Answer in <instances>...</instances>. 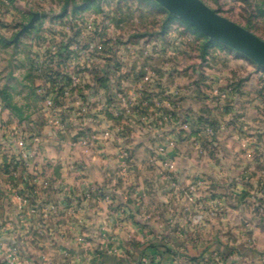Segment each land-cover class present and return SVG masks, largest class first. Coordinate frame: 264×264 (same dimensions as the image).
Returning a JSON list of instances; mask_svg holds the SVG:
<instances>
[{
    "label": "rangeland",
    "instance_id": "374dc122",
    "mask_svg": "<svg viewBox=\"0 0 264 264\" xmlns=\"http://www.w3.org/2000/svg\"><path fill=\"white\" fill-rule=\"evenodd\" d=\"M8 1L16 17L2 13L0 0V30H14L0 34V107L18 128L26 122L35 125L33 131L25 128L23 138L48 140L47 150L40 151L46 160L48 152L72 154L76 146L88 144L85 113L92 107L84 84L77 80L80 88L74 93V79L70 83L61 77L57 90L62 93L52 94L49 88L40 93L35 74L46 72L36 67L35 44L58 42L64 48L51 57L80 66L88 55L105 60L109 92L118 96L116 100L115 94L109 95L110 111H117L118 102L126 115H132L129 107L134 116L149 108L161 110L164 104L169 109L151 123L162 139L152 161L162 176L171 178L177 163L161 148L170 142L175 150L187 141L196 145L194 158L200 161L183 166L194 171L189 185L170 179L174 189L169 202L177 218L164 233L183 235L190 246L211 254L202 255L200 263L227 264L234 257L246 260L251 253L264 262V65L158 0ZM200 1L264 44V0ZM35 13L41 14L40 20L15 43ZM31 32L35 36L25 39ZM61 74L67 78V72ZM164 121L171 125L168 132ZM0 131L1 144L9 130L0 126ZM166 158L172 160L171 168L165 166ZM19 197L30 202V195ZM35 210L31 214L40 213Z\"/></svg>",
    "mask_w": 264,
    "mask_h": 264
},
{
    "label": "crops",
    "instance_id": "0c3cea01",
    "mask_svg": "<svg viewBox=\"0 0 264 264\" xmlns=\"http://www.w3.org/2000/svg\"><path fill=\"white\" fill-rule=\"evenodd\" d=\"M11 3H1L7 18L16 17ZM12 31L0 30V34ZM35 34L31 32L25 39ZM63 48L54 41L34 45L36 67L42 66L46 72L35 74V82L41 85L40 93L49 88L52 94L62 93L57 90L61 77L70 83L74 79V93L80 88L78 82L84 84L83 92L92 107L85 113L88 144L76 146L72 154L48 152L46 160L41 152L47 150L48 140L23 138L25 128L33 131L35 125L26 122L18 128L8 119L10 113L0 107V119H7L0 120V126L9 130L0 144V264H8V255L15 247L20 249L21 264H204L200 257L211 254L190 246L183 235L164 233L177 218L169 202L174 189L170 179L189 185L194 171L183 166L200 161L194 158L196 145L187 141L178 145V150L169 148L168 156L177 164L171 178L162 176L152 162L162 139L151 123L165 116L169 110L166 104L161 110L149 108L139 116H134L131 107L132 115H126L121 102L114 103L117 111H110L108 98L115 92H109L106 61L97 62L88 55V61L80 66L60 56L51 57ZM113 97L118 100L116 94ZM113 113L124 114V118ZM169 125L166 122L167 132ZM18 140L25 146L18 145ZM26 194L30 195L29 203L19 197ZM37 208L40 213L31 214ZM188 258L198 259L189 262ZM231 259L227 264H264L257 253L248 254L245 262Z\"/></svg>",
    "mask_w": 264,
    "mask_h": 264
},
{
    "label": "water",
    "instance_id": "95a60500",
    "mask_svg": "<svg viewBox=\"0 0 264 264\" xmlns=\"http://www.w3.org/2000/svg\"><path fill=\"white\" fill-rule=\"evenodd\" d=\"M158 1L209 36L231 45L264 65V44L248 31L209 9L200 0ZM40 18L41 14L35 13L31 21L16 35L14 42L17 43L20 37L32 29Z\"/></svg>",
    "mask_w": 264,
    "mask_h": 264
},
{
    "label": "built area",
    "instance_id": "2783aa9c",
    "mask_svg": "<svg viewBox=\"0 0 264 264\" xmlns=\"http://www.w3.org/2000/svg\"><path fill=\"white\" fill-rule=\"evenodd\" d=\"M19 144L21 147L25 146V143L23 141H21ZM174 145L175 144L173 142H170L168 144V146L161 148L160 152L164 154L166 152V150L169 149V147H174ZM165 166L167 168H171L173 166L172 160H170L169 158H166L165 159ZM20 199L23 200L24 202H28L27 198L20 197ZM32 212H36V210L33 209ZM7 263L8 264H21L20 249L18 247H15L10 251V253L8 255V262Z\"/></svg>",
    "mask_w": 264,
    "mask_h": 264
}]
</instances>
